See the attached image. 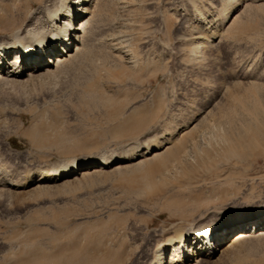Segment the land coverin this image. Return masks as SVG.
<instances>
[{"label": "rangeland", "instance_id": "rangeland-1", "mask_svg": "<svg viewBox=\"0 0 264 264\" xmlns=\"http://www.w3.org/2000/svg\"><path fill=\"white\" fill-rule=\"evenodd\" d=\"M29 1L0 0V37ZM98 2L90 55L0 83V177L22 182L0 191V264H156L182 229L264 207V0ZM253 104L262 115H247ZM184 128L185 160L150 189L136 161L89 180H30ZM232 237L197 264H264V233Z\"/></svg>", "mask_w": 264, "mask_h": 264}, {"label": "bare ground", "instance_id": "bare-ground-1", "mask_svg": "<svg viewBox=\"0 0 264 264\" xmlns=\"http://www.w3.org/2000/svg\"><path fill=\"white\" fill-rule=\"evenodd\" d=\"M27 3L30 8L27 16L21 19L20 23L11 24L10 30H7L9 26L6 29L7 33H3L0 37V83H22L41 78L54 74L80 59L79 57H85L84 55L90 53L88 42L92 43L89 38L90 27L100 11V5H103L99 4L98 0H30ZM46 56L48 59H45ZM7 57L11 59L7 60ZM262 110L264 113V109ZM245 111L250 116H255L257 113V116L262 115V112L259 113L260 106L255 104L247 106ZM206 113L208 115L210 111ZM263 115L260 116L263 117L262 119H264ZM187 133L190 134L189 129L184 128L176 135L172 134L150 142L146 145L147 150L144 151L134 148L135 150L132 149L133 152L129 154H111L100 159L85 160L81 164L75 161L62 164L42 171L30 180L43 184L56 183L75 175L80 176L82 180H89L94 175L111 172L120 162L136 161L140 171L133 177L137 176L138 179L143 180L144 187L150 189L154 177L157 175L160 178L163 177L169 164L173 162L179 164L185 160L187 143L193 139L190 135L184 136ZM151 145H155V148L153 149ZM192 146L195 145L192 144ZM200 150L202 152L203 149ZM83 164H87L88 167L85 169L77 167ZM0 170H5L1 163ZM8 175L6 173L0 177V191L11 190L22 185L21 181ZM211 225L214 224L184 228L177 235L167 238L160 247V256H156L158 257L155 260L156 264H164L165 258L167 264H197L211 257L222 243L221 241L229 235H233L229 240V246H232L249 236L264 233V207L239 211L225 218L219 227L213 228Z\"/></svg>", "mask_w": 264, "mask_h": 264}, {"label": "snow or ice", "instance_id": "snow-or-ice-1", "mask_svg": "<svg viewBox=\"0 0 264 264\" xmlns=\"http://www.w3.org/2000/svg\"><path fill=\"white\" fill-rule=\"evenodd\" d=\"M73 8H75V5H73ZM62 19H67V18L66 17H62ZM193 22L195 23L197 21H193ZM57 23H59V21H57ZM200 23H202V22H200ZM149 135H151V133H149ZM147 140H148V137L145 136L142 140H140V141H138L136 143H133L131 145V147L139 149L141 151L147 150V146L145 145V141H147ZM151 147L154 149L155 145H151ZM221 223H223V218L221 219V221H218L216 224L211 225V227H213V228L219 227ZM164 264H167V259L166 258H165Z\"/></svg>", "mask_w": 264, "mask_h": 264}]
</instances>
